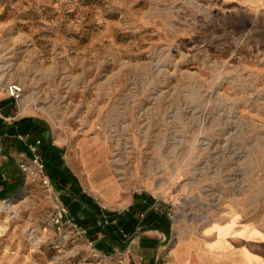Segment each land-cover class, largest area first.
I'll list each match as a JSON object with an SVG mask.
<instances>
[{
    "label": "rangeland",
    "instance_id": "obj_1",
    "mask_svg": "<svg viewBox=\"0 0 264 264\" xmlns=\"http://www.w3.org/2000/svg\"><path fill=\"white\" fill-rule=\"evenodd\" d=\"M0 70L101 208L90 140L110 145L113 189L163 204L173 239L264 229V0H0ZM1 174L0 264L97 262L85 229L52 223L54 190Z\"/></svg>",
    "mask_w": 264,
    "mask_h": 264
},
{
    "label": "crops",
    "instance_id": "obj_2",
    "mask_svg": "<svg viewBox=\"0 0 264 264\" xmlns=\"http://www.w3.org/2000/svg\"><path fill=\"white\" fill-rule=\"evenodd\" d=\"M6 84L9 82L0 73V173L5 171L1 175L9 179L15 172L21 178L17 162L20 155L25 153L20 149V144H25L26 140H21L19 136L22 135L16 131L24 127L30 129L29 134L24 135L28 136L27 140L41 136L43 143H50L59 150L60 178L74 177L77 183L70 181L66 187L56 189V185L51 182L52 188L67 211L68 204L64 203L63 198L69 203H77L82 209L78 212V217H84L88 205L82 196H90L85 193L78 176L66 162L69 150H64L62 144L55 142L53 130L36 111L27 112L24 116L18 115L21 98H10L5 91ZM26 118L30 121H21ZM7 178L4 177L3 181ZM103 187L98 191L101 198L115 208L108 206L106 210L102 206V209L113 213V220L109 225L115 228L116 233L119 232L124 246L106 247V250L100 251L107 256L102 264H264V229L223 222L191 236L173 239L174 226L163 212V204L148 202L147 194L139 191H132L127 195L126 190ZM67 217L70 219L69 215ZM102 218L107 224L108 216L102 215ZM102 239L104 235L98 233L92 242L95 244ZM119 252L122 253L121 260L116 256ZM76 264L98 263L93 260Z\"/></svg>",
    "mask_w": 264,
    "mask_h": 264
},
{
    "label": "trees",
    "instance_id": "obj_3",
    "mask_svg": "<svg viewBox=\"0 0 264 264\" xmlns=\"http://www.w3.org/2000/svg\"><path fill=\"white\" fill-rule=\"evenodd\" d=\"M21 121H30L29 118L22 119ZM30 129L18 128L16 132L22 136L28 135V131ZM41 138V136H40ZM31 140V139H30ZM29 139L25 141V144H20V149L26 152V143L30 141ZM41 145L39 146V154L44 162V168L46 175L50 178L51 182L56 185V189H60L62 187H66L67 182L77 183V180L74 177H62L61 176V161L59 158V150L54 146L50 145V143H43V139H41ZM10 162V161H9ZM18 184V181L15 185ZM5 190L3 189L0 192L2 195ZM88 205V210H85V215L82 218L78 217V212L82 209L78 206L77 203H69L67 200L63 198L65 204H68L69 216L72 221L80 228L86 230V236L89 241H94L98 233L104 235V239L95 242V248L104 251L106 247L113 248L114 246H124L122 237L119 233H116L115 228L110 226L109 223L113 220V213L103 210L97 203H95L92 198L83 195L82 196ZM102 215H107L108 220L107 224L105 220L102 218Z\"/></svg>",
    "mask_w": 264,
    "mask_h": 264
},
{
    "label": "built area",
    "instance_id": "obj_4",
    "mask_svg": "<svg viewBox=\"0 0 264 264\" xmlns=\"http://www.w3.org/2000/svg\"><path fill=\"white\" fill-rule=\"evenodd\" d=\"M5 91L10 98L19 100L22 96L23 89L19 84L9 83L5 86ZM21 140H27L28 136H19ZM41 139L36 138L26 143V152L20 155L17 162V168L24 182L37 183L47 193L53 194V188L49 177L45 173L44 162L39 154V146ZM52 145V144H51ZM51 221L54 225H62L69 223L67 217V209L60 202L57 203L56 212L52 215ZM85 234V231H80ZM123 237H126L123 235ZM119 260L122 259V253L117 255ZM92 257L97 260L98 264H102L107 258L104 254L93 250Z\"/></svg>",
    "mask_w": 264,
    "mask_h": 264
},
{
    "label": "bare ground",
    "instance_id": "obj_5",
    "mask_svg": "<svg viewBox=\"0 0 264 264\" xmlns=\"http://www.w3.org/2000/svg\"><path fill=\"white\" fill-rule=\"evenodd\" d=\"M85 144L86 145H84L81 150L84 155L83 164L88 167L87 172L89 177L98 179L102 186L108 187L110 190L118 186L116 184L118 179H115L118 174L117 167L108 159L110 150L109 143L104 140L100 143H96L95 140H90Z\"/></svg>",
    "mask_w": 264,
    "mask_h": 264
}]
</instances>
